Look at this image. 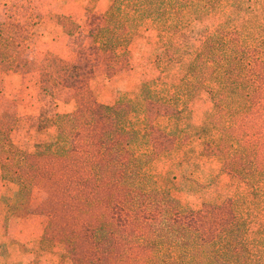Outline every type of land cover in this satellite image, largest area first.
Segmentation results:
<instances>
[{"label": "rangeland", "instance_id": "rangeland-1", "mask_svg": "<svg viewBox=\"0 0 264 264\" xmlns=\"http://www.w3.org/2000/svg\"><path fill=\"white\" fill-rule=\"evenodd\" d=\"M113 1L0 0V30L42 25L56 37L51 51L44 34L41 37L35 31L28 54L36 69L32 73H6L0 61V128H13L11 140L23 154L56 133L58 116L74 111V91L60 84L59 76L47 77L52 92L41 79L43 70L50 72L49 52L70 63L89 64L95 73L91 87L101 103L112 106L124 99L133 104L134 111L127 120L141 135L145 98L158 97L177 114L162 109L165 114L153 122L177 139V144L169 153L163 151L146 163L154 183L189 210L232 202L235 212L249 221L248 248H252L253 255L261 253L264 96L255 101L230 90L227 93L231 98L226 103L219 101L228 74L208 68L218 49L210 40L218 24L225 21L211 10L214 0H204L207 6L196 10L192 8L197 2L189 0L179 20L164 16L161 20L138 21L127 45L130 68L109 78L100 42L92 31L100 27ZM242 2L246 10L232 16L225 38L227 42L240 40L248 57L255 55L261 61L264 0ZM227 10L234 11L232 7ZM62 32L68 36L62 39ZM236 67L242 68L239 64ZM259 73L264 85V67ZM136 150L148 153L151 148L144 143ZM18 190L15 183L3 180L0 163V264H74L65 249L70 236L66 221L51 227L55 209L49 203L45 184H37L30 213L24 217L11 214Z\"/></svg>", "mask_w": 264, "mask_h": 264}, {"label": "trees", "instance_id": "trees-1", "mask_svg": "<svg viewBox=\"0 0 264 264\" xmlns=\"http://www.w3.org/2000/svg\"><path fill=\"white\" fill-rule=\"evenodd\" d=\"M188 1L114 0L100 27L92 31L100 42L107 76L115 77L130 68L127 45L138 21L164 16L179 20ZM194 1L192 9L207 6L204 0ZM243 4L242 0H214L211 4V10L225 20L210 40L218 49L212 55V67L208 65L212 71L228 74L226 86L219 92L220 102L231 98L230 90L255 101L264 96L263 76L258 77L264 59L249 58L240 40L227 42L225 38L232 16L246 10ZM31 30L28 25L0 30L4 72L27 74L36 70L34 61L25 54ZM48 56L52 69L41 72L42 81L52 92L47 77L59 76L58 82L74 91L75 109L58 116L57 131L47 142L23 154L11 140L13 128H0L3 180L19 188L12 215L30 213L34 190L42 183L55 209L51 227L60 220L67 223L70 236L65 249L74 264H264V250L253 255L248 248L249 221L235 212L232 202L185 209L157 187L148 173L145 166L152 158L163 151L169 153L177 144V139L153 122L165 114L162 109L177 114L171 105L158 97L145 98L141 135L127 120L133 104L119 99L109 106L98 100L91 88L95 73L89 64ZM144 143L151 150L139 154L136 148Z\"/></svg>", "mask_w": 264, "mask_h": 264}, {"label": "crops", "instance_id": "crops-1", "mask_svg": "<svg viewBox=\"0 0 264 264\" xmlns=\"http://www.w3.org/2000/svg\"><path fill=\"white\" fill-rule=\"evenodd\" d=\"M31 38L29 39V41H28V46H27V48H26V50H25V54H27V56L30 58V59H32V57H30V55H28L29 54V52H30V50H31V46H32V44L34 43V33H35V31L36 32H39L40 33V36L42 37V34H44V39H45V42L46 43H48L49 44V46H50V48H48V50H51V51H53V47H52V45H51V43L52 44H55L56 42H54L53 41V39L54 38H56V37H54L53 35H51L50 34V31L48 30V29H45L42 25H33V26H31ZM66 34L67 33H69V32H65ZM62 34V39L63 38H66L68 35H66V34H64L63 32L61 33ZM59 43V42H58ZM50 54H54L55 56H57V57H59V58H61V59H64V60H66L65 58H63V57H61V56H59V55H57V54H55V53H53V52H49ZM48 53V54H49ZM93 80V79H92ZM92 82V81H91ZM92 88V87H91ZM92 90H93V88H92ZM93 92H94V90H93ZM94 94H95V92H94ZM96 95V94H95ZM96 97H97V95H96ZM98 98V97H97ZM98 100H99V98H98ZM100 101V100H99ZM101 102V101H100ZM17 111H19L18 109H16ZM16 111V112H17ZM12 112H14V111H12ZM12 112H10L11 114H12ZM15 113V112H14ZM13 113V114H14ZM17 114H18V112H17Z\"/></svg>", "mask_w": 264, "mask_h": 264}]
</instances>
